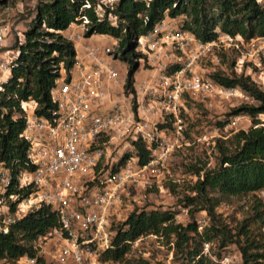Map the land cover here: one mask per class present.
I'll return each mask as SVG.
<instances>
[{"label":"built area","instance_id":"obj_1","mask_svg":"<svg viewBox=\"0 0 264 264\" xmlns=\"http://www.w3.org/2000/svg\"><path fill=\"white\" fill-rule=\"evenodd\" d=\"M97 1L107 7L115 2ZM97 17H102L99 6ZM86 26L87 20L81 17L80 23L62 34L73 45L75 57L68 79L62 76L50 90L55 105L50 119L35 115L33 102L20 105L25 118L20 137L27 144L26 161L32 170L20 171L13 183L10 170L0 164V235H7L15 220L41 205L55 212L58 221L56 229L37 239L33 256L23 255L9 264H116L103 261L101 254L110 245L112 227L120 221L121 197L149 187L182 145L179 109L184 97H197L206 108L212 107L213 98L238 97L249 102L238 89L220 87L198 73L199 63L217 66L219 55L227 50L235 55V67L246 63L264 71V38L243 41L220 34L200 43L180 30L178 20L164 18L136 40V50L144 55L143 64L150 73L133 85L135 107L127 111L120 97L129 100L130 108L132 97L124 95L125 75L114 66L116 44L109 39L106 43L89 41L84 35ZM8 33L0 22V54H4L0 90L18 54L17 49L1 53ZM16 39L22 42V35L17 33ZM173 64L179 68L167 74ZM166 122L171 124L169 132L157 129V124ZM135 138L148 151L144 165L130 155L129 140ZM109 146L118 153L130 152L108 160L104 148ZM12 188L29 193L15 203L17 194L9 192ZM197 222L200 231L206 222ZM214 245L204 243L201 254L214 264H239L236 252L215 257Z\"/></svg>","mask_w":264,"mask_h":264},{"label":"trees","instance_id":"obj_2","mask_svg":"<svg viewBox=\"0 0 264 264\" xmlns=\"http://www.w3.org/2000/svg\"><path fill=\"white\" fill-rule=\"evenodd\" d=\"M7 1L0 0V7ZM88 8H83V5ZM97 6L102 17H97ZM87 20L85 37L104 36L116 44L115 58L125 66L122 86L124 95L135 99L134 75L144 55L136 50V40L151 31L164 18L179 21L180 30L198 42L207 43L220 34L243 41L264 38V0H115L111 7L97 0H37L33 16L16 39L18 50L10 76L0 90V164L11 172L12 182L20 171H31L27 165V144L20 135L25 125L21 104L33 102L34 114L50 119L55 105L50 90L63 76L68 79L75 50L62 33L71 25ZM113 19V22L110 19ZM145 65V64H144ZM213 72L208 78L223 88H236L249 102L238 104L228 117L245 116L250 120L246 130L235 132L229 141H216L212 168L190 165L188 173L195 180L186 186L177 203L186 210L187 222L175 221L169 209H134L112 227L109 247L101 254L103 261L116 264H149L145 260L127 259L130 245L152 236L164 242L175 264H214L201 254L204 243L216 244L215 257L234 246L239 264H264V88L249 74ZM179 68L173 64L170 74ZM158 130L170 128V122L157 124ZM130 155L138 165L148 160V151L140 138L130 139ZM118 164H121V159ZM147 188V187H146ZM17 194V203L29 191L9 190ZM241 201L240 219L227 222L216 208L220 204ZM15 203L11 204L13 209ZM206 224L198 231L196 215ZM58 227L55 212L39 206L13 222L7 235H0V264H9L26 255L33 256L38 238ZM174 264V263H172Z\"/></svg>","mask_w":264,"mask_h":264},{"label":"rangeland","instance_id":"obj_3","mask_svg":"<svg viewBox=\"0 0 264 264\" xmlns=\"http://www.w3.org/2000/svg\"><path fill=\"white\" fill-rule=\"evenodd\" d=\"M37 0H11L0 7V22L8 27L9 33L6 37L5 47L1 50L13 51L16 43V34H22L28 22L33 16V10ZM4 54H0V58ZM235 55L229 51H224L219 55V64L212 65L209 62L199 63L196 70L204 77L219 71L225 74L232 72V64ZM116 66H122L119 60ZM119 67V68H120ZM121 72L124 70L120 68ZM238 73L249 74L251 78L256 77L261 72L260 69L253 68L249 64L241 63L235 67ZM119 70V69H118ZM147 67L139 63L136 71V78L144 75ZM258 82V81H257ZM260 83V82H258ZM264 88V87H263ZM212 107L206 108L197 97H184V102L179 109V119L183 125V143L169 156L164 170L152 181L151 185L144 189L129 191L127 195L121 197L119 211L121 212L120 221L134 209H169L175 213V221L180 224L187 222L186 210L180 207L177 200L185 192L186 186H189L195 177L188 173L190 165L200 166L204 164L205 168L214 166L216 141L227 142L231 136L239 131L246 130L250 125V120L245 116L228 117L229 111L238 104L246 102L238 97H228L227 99H212ZM135 103L133 104V108ZM132 109V104H131ZM264 120V117H260ZM234 121V125L231 121ZM169 132L170 128H166ZM128 149L118 153L116 150L108 154V160H118L123 154H129ZM241 201H232L229 204H220L216 208L219 214L227 222H236L240 219ZM196 220H202L201 215L195 216ZM204 220V219H203ZM116 223V224H118ZM115 224V226H116ZM225 253L233 254L234 246L225 250ZM212 253H216V244L212 248ZM127 259L145 260L149 264H175L172 260V254L169 247L162 241L156 242L152 236H147L135 241L130 245Z\"/></svg>","mask_w":264,"mask_h":264},{"label":"crops","instance_id":"obj_4","mask_svg":"<svg viewBox=\"0 0 264 264\" xmlns=\"http://www.w3.org/2000/svg\"><path fill=\"white\" fill-rule=\"evenodd\" d=\"M63 34V33H62ZM89 41H92V42H102V43H106L108 40L107 37H104V36H95V35H92L91 37L88 38ZM116 64H118V61L117 62H114V66L119 69L120 71V74L121 76H124L125 75V66L122 65L121 67L124 69L122 72H121V67L120 66H116ZM119 65V64H118ZM120 67V68H119ZM146 73L144 75H141L139 77L136 78V74L134 75V86H136L138 84V82H140L141 80L145 79V77H147L149 75L150 72H148V70L145 71ZM257 80L255 81H258L260 82L263 86H264V71L260 72L259 75H257L256 77ZM118 95V93L116 94ZM119 96V95H118ZM113 98V97H112ZM120 100L123 101V106L124 108L127 110V111H131V108H130V103H129V100H127L126 98L124 97H120ZM110 106L108 105V102L107 104L105 105V108L108 109ZM114 151V148L113 147H105L104 148V152H105V159L108 158V154L110 152Z\"/></svg>","mask_w":264,"mask_h":264}]
</instances>
